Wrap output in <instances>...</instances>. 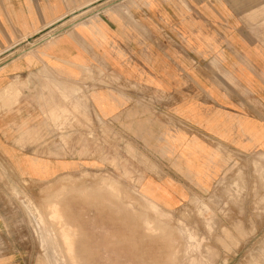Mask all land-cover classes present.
I'll return each instance as SVG.
<instances>
[{"label":"crops","instance_id":"crops-1","mask_svg":"<svg viewBox=\"0 0 264 264\" xmlns=\"http://www.w3.org/2000/svg\"><path fill=\"white\" fill-rule=\"evenodd\" d=\"M98 135L169 213L264 153V0H0L1 158L57 182L101 166Z\"/></svg>","mask_w":264,"mask_h":264},{"label":"rangeland","instance_id":"rangeland-1","mask_svg":"<svg viewBox=\"0 0 264 264\" xmlns=\"http://www.w3.org/2000/svg\"><path fill=\"white\" fill-rule=\"evenodd\" d=\"M97 138L101 166L57 182L24 179L0 156V250L24 264H264L263 152L237 155L169 213L118 169L116 137Z\"/></svg>","mask_w":264,"mask_h":264},{"label":"bare ground","instance_id":"bare-ground-1","mask_svg":"<svg viewBox=\"0 0 264 264\" xmlns=\"http://www.w3.org/2000/svg\"><path fill=\"white\" fill-rule=\"evenodd\" d=\"M73 18H75V17H73ZM189 262V261H188ZM196 264V263H195Z\"/></svg>","mask_w":264,"mask_h":264}]
</instances>
